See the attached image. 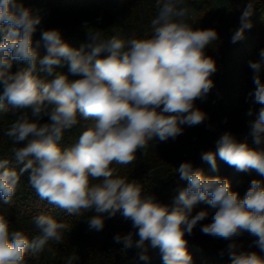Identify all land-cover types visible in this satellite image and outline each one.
Here are the masks:
<instances>
[{
    "label": "clouds",
    "instance_id": "obj_1",
    "mask_svg": "<svg viewBox=\"0 0 264 264\" xmlns=\"http://www.w3.org/2000/svg\"><path fill=\"white\" fill-rule=\"evenodd\" d=\"M255 5L248 0L232 43L242 41L245 30L253 27ZM155 9L143 38H105L102 30L86 26L88 43L77 49L64 41L59 29L44 30L34 43L42 16L18 0H0V110L8 111L5 101L23 110L4 132L13 145L21 146L11 149L18 169L0 159V199L10 204L27 173L29 185L42 200L72 216L94 213L88 219L90 230L102 231L105 220L118 213L130 220L137 231L117 233L114 241L124 249L135 247L141 261L149 259V247L159 248L163 264H193L185 234H192L210 215L207 210L192 214L203 201L214 213L201 231L232 241L227 245L231 264H264V256L238 251L235 242L248 233L264 252V180L253 179L240 198L229 179L207 177L191 162H183L175 171L188 184L169 206L113 167L132 164L139 150L146 155L154 137L175 140L184 126L208 119L195 102L206 100L215 86L211 77L217 64L206 49L219 34L186 22L189 9L184 0H156ZM14 61L26 66L13 72ZM65 66L67 74L59 71ZM248 66L255 85L246 98L253 105L246 115H255L248 121L252 143L224 132L216 151L204 152L202 160L216 170L218 155L237 171L254 170L264 177V48ZM255 105L260 106L258 111ZM45 117L47 122H42ZM78 117L90 123L71 147L62 148L59 142L79 123ZM32 222L39 235L30 239L23 231L12 230L0 214V264H25L26 253L36 255L50 241L63 242L68 230L64 222L43 213ZM78 259L72 254L66 264Z\"/></svg>",
    "mask_w": 264,
    "mask_h": 264
},
{
    "label": "trees",
    "instance_id": "obj_2",
    "mask_svg": "<svg viewBox=\"0 0 264 264\" xmlns=\"http://www.w3.org/2000/svg\"><path fill=\"white\" fill-rule=\"evenodd\" d=\"M25 7L38 12L42 16L41 24L33 36V41L39 40L44 30L59 29L62 37L73 48H80L88 43L87 27L102 30L105 38L113 35L124 40L143 38L154 18L156 0H18ZM248 0H184V6L193 7L196 19L192 21L187 16L186 22L194 28L216 29L219 40L207 47L206 55L212 57L217 64V72L211 79L214 87L206 100H197L196 106L208 114V119L197 126H184L183 133L175 140L161 142L154 137L149 142L147 154L143 150L137 152V159L127 166L114 165L122 177L129 181L136 180L144 185L146 194H153L157 200L166 205H173L179 191L187 187L188 182L180 178L178 169L183 162H191L193 169H202L207 177L227 178L231 190L238 192L243 198L253 179L264 180L256 171H237L222 161L217 155V169L202 160V154L216 151V141L224 132H231L238 140L248 138V121L255 115H246L249 107L247 94L253 90V72L248 66L249 60L258 59L259 50L264 48V0H254L255 9L251 17L253 27L245 30L242 41L232 43L233 31L239 27V17ZM41 55L46 50L41 46ZM88 51V49H85ZM106 55V54H102ZM26 65L13 62L15 72ZM68 73L65 66L59 69ZM44 77V74H40ZM264 76V73H262ZM70 79H77L69 75ZM50 79V78H49ZM2 91V89H0ZM7 112L0 110V159H8L10 168H19L11 149L21 145H13L12 140L4 135L5 130L23 111L15 108L7 101L4 102ZM258 111L259 105L254 106ZM79 123L64 133L59 142L62 148L71 147L84 127L90 121L78 117ZM45 117L44 121L47 122ZM211 125V127H209ZM95 182V181H93ZM201 210L209 211L210 215L199 222L192 234H185L187 250L192 255L193 264H231L227 253V245L232 241L215 238L204 234L201 227L211 223L214 210L210 205L201 201L193 208V215ZM52 216L58 222H64L68 230L64 233L63 242H49L42 253L25 255V264H66L67 258L78 255L76 264H127L124 246L114 241L117 233L135 232L130 220L126 221L118 213L115 217L105 220L102 231L89 229L88 219L94 213L88 212L81 216H72L66 211L56 208L42 200L28 182V174L21 177L19 187L10 204H4L0 199V214L9 221L12 230H21L31 239L39 235L33 224V217L39 214ZM134 236V240H138ZM256 238L248 233L236 237L238 251H256L264 256V252L254 244ZM51 249V250H49ZM137 250L135 247L126 250ZM221 252L224 254L221 255ZM149 259L138 264H163L159 248H148Z\"/></svg>",
    "mask_w": 264,
    "mask_h": 264
},
{
    "label": "rangeland",
    "instance_id": "obj_3",
    "mask_svg": "<svg viewBox=\"0 0 264 264\" xmlns=\"http://www.w3.org/2000/svg\"><path fill=\"white\" fill-rule=\"evenodd\" d=\"M196 11L193 9V7L189 8V14L188 17L192 21H195L196 19ZM221 136V134H220ZM219 139V138H218ZM122 251L125 253L126 263L127 264H138L140 260L138 259V250H126L122 249Z\"/></svg>",
    "mask_w": 264,
    "mask_h": 264
}]
</instances>
